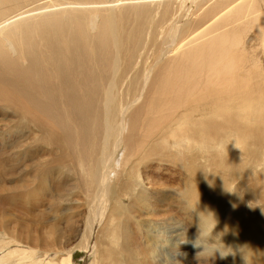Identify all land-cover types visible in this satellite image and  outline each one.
Listing matches in <instances>:
<instances>
[{
	"label": "bare ground",
	"instance_id": "6f19581e",
	"mask_svg": "<svg viewBox=\"0 0 264 264\" xmlns=\"http://www.w3.org/2000/svg\"><path fill=\"white\" fill-rule=\"evenodd\" d=\"M167 160L191 179L182 199L194 203L198 190L216 231H237L225 243L249 244L250 264H264V215L248 207L264 206V0H0V264H76L74 249L88 264H141L125 248L137 236L126 231L106 263L98 234L119 192L132 186L144 200L140 172ZM72 196L83 197L84 229L61 256L32 257L2 219V205L20 200L69 221ZM133 223L144 261L164 264L157 243L170 235ZM49 232L48 246L61 243L63 230Z\"/></svg>",
	"mask_w": 264,
	"mask_h": 264
},
{
	"label": "rangeland",
	"instance_id": "374dc122",
	"mask_svg": "<svg viewBox=\"0 0 264 264\" xmlns=\"http://www.w3.org/2000/svg\"><path fill=\"white\" fill-rule=\"evenodd\" d=\"M147 165L148 166L145 168V170H142V172H140V179H142L141 181L144 183V186L146 187V193L148 194L147 195L145 193L144 200L146 202L144 200H142L143 198L141 200L134 201L135 199H133V194L135 192L133 191L132 186H130L131 190H129V191H126V192L121 191V192H119V203L120 204H117L118 206H116L117 210H115V215H113V217H115V218H113L114 221L110 225V227L106 230V234L105 235L104 234H102V235L98 234V236H100V242H101V245L98 247V250H100V252H99L100 255L105 256L103 258V260L107 261L106 263H108V262H110V260H112V255L109 254L110 250L117 251V249H119L118 243H122L124 238H127L126 231L128 232V235H131V237L135 236V239H136V236H137L139 238V239L137 238L138 239L137 240L138 244L133 242V240H131V238H130V241H132V242H130L128 247L126 246L127 242L124 243L123 244L124 246H122V249H124L123 247H125V246H126L125 247L126 250L132 249V251H133L132 253H134V254H132V253L130 254L131 255L130 258L132 260H139L140 263L142 262L141 264H145L147 261H149V259H147L148 257H145V256H147V251L145 250V248H146L145 245L146 244L144 243V241L143 242L140 241V240L144 239L143 237L140 238V234L142 235V233L140 232L139 229L136 228V226L133 223L134 221H136V219L137 220H142V218H143L145 224H146V222H149V224H154L157 221L155 224H157L156 227H157V229H159L158 232L159 233L166 232V234H168V235H171L170 232H169V229L171 228L174 220H176V219H180L181 220L182 219L181 221L186 226L190 225V223H191V217L186 215V213L184 211H182V209L184 207V202L186 201V198L184 196L185 199H182V197L180 195V193L182 192L181 190L183 188H185L184 184L187 183L185 185V186H187L188 183H191L190 182L191 181L190 178L187 179V178L184 177L187 173L184 174L179 166H177V167H176V165L172 166V163H170L168 160L167 161H160V162L149 161L147 163ZM143 174H145V175H143ZM180 176L183 178V180H182V178ZM178 177H180V178H178ZM200 177H203V176H200ZM132 180L133 179L129 178L128 179V183L132 182ZM179 185L182 186L183 188L180 187ZM233 185H234V183H233ZM245 187L248 188L247 186H245ZM195 190H196V188H195ZM161 193H162V196H160ZM0 195L2 196V193H0ZM154 196H156V197H154ZM166 196L169 197V198H167ZM81 197H75V196L71 197L72 201L77 200V202L79 204L78 205H74L75 202H73L71 204L72 206H75L76 208L73 207L72 208V212H69V214H68V216L70 217L69 221H65V219L62 220V217H59L62 214L61 211L56 213V215H57L56 217L57 218L59 217L58 220H56V217L54 219V217L51 215V213H46V212L42 213V211H43L42 209L39 210V211H37V210L36 211L35 210L29 211V209H27V207H25L24 204H23V207L21 206L22 204L19 202L20 200L19 201L18 200H11V201H9V202H7V203L2 205L3 208L2 207L1 208L6 213L5 216L2 219H6L5 221L9 222V225H10L9 228L12 229V230L10 229L11 233L18 234L17 238L18 237H23V238H27L28 237V240L21 239V238H18V240L20 239L19 242L21 243L22 246L27 247L30 252L32 251L31 252L32 257H34V256L36 257L37 256V258L38 257L40 258L43 254H46L47 250H49V249H50L49 250L50 252L48 251V253H51V251H52L53 253L58 252V254L60 255L62 250L66 251V250H68L67 248H69V247H70V249L75 247L77 245L78 241H79V237L83 233L82 228L84 229L86 208L84 209V206H82V208L79 206L80 205V199L83 198V197L82 198ZM131 198H132V200H131ZM203 198H204L203 196H199L200 201ZM120 199H122V200H120ZM156 199L159 202L162 201V202H160L161 204L157 203ZM155 201H156V203H154ZM142 203H143V205H142ZM144 203L146 204V206L147 205H149V206L146 207L144 205ZM123 204L126 206L125 209H122V205ZM170 204H173L175 206L170 205ZM178 204H180V205H178ZM220 204L223 207H228L229 206V201H227V200L226 201H222ZM152 205H153L154 208L158 206V209H157L156 213H154L152 215H149V216L146 215V214L145 215L142 214V209L144 211H147V209L149 207H150V209L152 208ZM160 205H163L165 208L163 207V209H162L161 207H159ZM181 205H182V208H181ZM205 205H207V203L201 204V206H205ZM128 208H129V210H128ZM75 209H77V210H75ZM38 212H40V214ZM119 212H121V213H119ZM66 213H68V212H66ZM43 214H45V215H43ZM158 214H160V215H158ZM155 216H156V218H154ZM172 216H173V218H172ZM158 217L160 219H158ZM9 218H11V219H9ZM120 221H121V223H120ZM150 221H151V223H150ZM0 222H1V220H0ZM152 222H154V223H152ZM149 224H147V226H149ZM52 227H54L56 230H58V229L60 230L61 229V230H63L65 232V234L62 236L63 240L61 239V243H59L60 245L57 244L54 247L48 246L45 243V239H44V238H47L49 236V233H50L49 231L51 230ZM115 227L118 228L117 229L118 231H117L116 234H115V230H114ZM38 228L41 229L42 232L40 230H37ZM135 229H137L138 231L135 230ZM165 230H167V231H165ZM30 231H32V232H30ZM76 231H78V234L74 235L73 232H76ZM2 232H3V229L0 227V236L2 235ZM194 233H195V226L189 228V230H188L189 237L190 238L193 237ZM43 234L45 236H43ZM151 234H153V233H151ZM114 235H115L116 238H118V240L112 241ZM7 236L8 235H6V237ZM30 236H32V238ZM168 237H167L168 239L167 238L166 239L169 241L170 236H168ZM172 238L174 239V236ZM121 239H122V242H121ZM161 239H162V237H161ZM168 241L166 243V242H161V240H159L158 243H157V252L160 253L159 250L164 251V253H160V254H162L161 256L165 257V258L162 259V260H164L163 261L164 264H165V261H166L165 260L166 257H168V255H170L172 252L175 251V249H171L168 246ZM132 246H133V248H132ZM40 248H42L43 251L45 249V251L43 252ZM181 249H182V251L187 252V256L186 257H183V256L176 257V259H179L181 261V264H202V262L198 261L195 258V253L198 251V249H194L190 244L182 245ZM74 250H73L74 254L72 256L73 263H76V264H88L92 260V256L89 255V254L87 255V253L84 250H79V249H74ZM134 255L137 256L139 259L137 257H135ZM17 257L18 256L16 254H14V258H17ZM141 258H142V260H141ZM217 259L215 261H210L209 264H227L228 260H224V259L222 260V259H219V258H217ZM229 262H230V264H234V263L235 264H240L238 262V260H229ZM176 264H178V262H176Z\"/></svg>",
	"mask_w": 264,
	"mask_h": 264
},
{
	"label": "clouds",
	"instance_id": "9594fccd",
	"mask_svg": "<svg viewBox=\"0 0 264 264\" xmlns=\"http://www.w3.org/2000/svg\"><path fill=\"white\" fill-rule=\"evenodd\" d=\"M208 183L210 186L212 185V181H208ZM254 201H249L248 207L251 209L258 207L261 214L264 215V206H261L258 203L253 206ZM199 203V192L197 190V198L195 202L189 203L188 201H185L182 209L186 215L191 217L190 225L186 226L179 219L173 221V224L169 229L171 235L168 241V246L171 249H175V251L166 258L165 264H173L174 261L181 264V261L176 259V257L187 256V252L182 251L181 246L188 244L194 249H198L195 253V258L202 262V264H209L210 261H215L217 258L223 260L229 256H232L235 260L237 255L240 256L242 264H250V258L244 250L246 248L250 250L253 248L247 243L237 244L235 246L232 244H226L223 237L229 231H232L233 235H237V231L235 229H230L228 225H225L222 230L216 231L217 225L219 224V218L216 212L207 206L200 209ZM235 206L236 205L233 204V207ZM193 226H195V233L194 236L190 238L188 230ZM173 236L174 239L172 238Z\"/></svg>",
	"mask_w": 264,
	"mask_h": 264
}]
</instances>
